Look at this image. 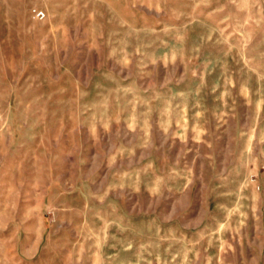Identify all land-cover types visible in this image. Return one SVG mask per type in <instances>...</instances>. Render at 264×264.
I'll list each match as a JSON object with an SVG mask.
<instances>
[{
	"label": "rangeland",
	"instance_id": "374dc122",
	"mask_svg": "<svg viewBox=\"0 0 264 264\" xmlns=\"http://www.w3.org/2000/svg\"><path fill=\"white\" fill-rule=\"evenodd\" d=\"M0 264H264V0H0Z\"/></svg>",
	"mask_w": 264,
	"mask_h": 264
},
{
	"label": "built area",
	"instance_id": "2783aa9c",
	"mask_svg": "<svg viewBox=\"0 0 264 264\" xmlns=\"http://www.w3.org/2000/svg\"><path fill=\"white\" fill-rule=\"evenodd\" d=\"M35 14H36L37 18H39V19L44 18V14L42 12H36Z\"/></svg>",
	"mask_w": 264,
	"mask_h": 264
}]
</instances>
